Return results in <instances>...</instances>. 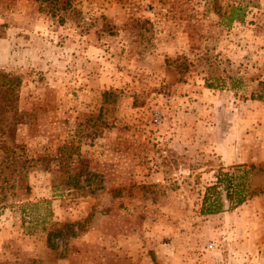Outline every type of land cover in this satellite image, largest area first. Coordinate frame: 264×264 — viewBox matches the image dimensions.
Instances as JSON below:
<instances>
[{"label":"rangeland","instance_id":"obj_1","mask_svg":"<svg viewBox=\"0 0 264 264\" xmlns=\"http://www.w3.org/2000/svg\"><path fill=\"white\" fill-rule=\"evenodd\" d=\"M3 80L0 264H264V0H0Z\"/></svg>","mask_w":264,"mask_h":264},{"label":"trees","instance_id":"obj_2","mask_svg":"<svg viewBox=\"0 0 264 264\" xmlns=\"http://www.w3.org/2000/svg\"><path fill=\"white\" fill-rule=\"evenodd\" d=\"M40 3L43 1L46 3L56 2V0H39ZM1 85H6L7 88H10V84L7 81H1ZM242 167L245 173H248L256 166L254 164L239 165ZM216 180L215 182L206 188V192L203 197V204L201 207V211L206 214L218 213L224 210L222 193L225 192L226 199L229 201V206H237L241 204L246 199L250 198L253 192L252 189L249 188V185L244 183L239 179L240 176L225 171L223 169H219L216 172Z\"/></svg>","mask_w":264,"mask_h":264}]
</instances>
